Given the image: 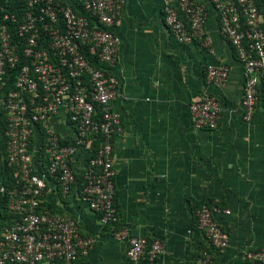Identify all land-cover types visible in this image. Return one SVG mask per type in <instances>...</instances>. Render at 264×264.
Masks as SVG:
<instances>
[{"label": "built area", "instance_id": "2783aa9c", "mask_svg": "<svg viewBox=\"0 0 264 264\" xmlns=\"http://www.w3.org/2000/svg\"><path fill=\"white\" fill-rule=\"evenodd\" d=\"M169 33L180 43L198 42L211 51L205 31L207 6L195 0H161ZM218 31L243 67L242 120L253 119L264 99V0H206ZM0 6V182L9 220L0 221V264H87L93 241L78 232L75 220L47 209L50 182L62 195L76 191L113 236L126 243L136 264L163 255L159 241L134 236L119 225L115 206L114 140L123 133L113 101L122 0H78L82 15L63 0H7ZM226 65H209L205 83L222 89ZM221 105L202 93L189 104L197 129H216ZM86 151L82 170L74 157ZM1 171V169H0ZM80 175L79 179L77 176ZM230 210L201 205L196 227L208 246L224 250L229 236L217 216ZM245 264H264V250L247 249ZM199 264H212L207 252Z\"/></svg>", "mask_w": 264, "mask_h": 264}, {"label": "crops", "instance_id": "0c3cea01", "mask_svg": "<svg viewBox=\"0 0 264 264\" xmlns=\"http://www.w3.org/2000/svg\"><path fill=\"white\" fill-rule=\"evenodd\" d=\"M122 1L112 29L121 41L113 109L124 130L114 140L115 206L120 226L164 247L154 262L144 256L136 264H199L204 252L212 264H245L247 249L264 250V99L244 122L243 67L206 0L195 1L207 6L211 51L169 33L161 0ZM209 65L228 66L224 88L205 83ZM202 93L221 105L212 131L195 128L190 116L191 100ZM85 157L83 150L74 157L77 172ZM207 200L231 212L216 217L230 240L224 250L210 248L196 227V213ZM44 201L93 241L83 262L130 264L126 243L100 224L75 190L64 196L50 182Z\"/></svg>", "mask_w": 264, "mask_h": 264}, {"label": "trees", "instance_id": "16d2710c", "mask_svg": "<svg viewBox=\"0 0 264 264\" xmlns=\"http://www.w3.org/2000/svg\"><path fill=\"white\" fill-rule=\"evenodd\" d=\"M69 4L72 5L73 9L75 10V12L82 14V15H87L84 10L82 9V7H80L78 0H63ZM7 0H0V6H4L5 8L7 5ZM89 16V15H87ZM2 23V13H0V24ZM1 171H0V182L7 177V169L3 168V166L0 167ZM80 175L77 176V178L79 179ZM5 203H6V198L1 197L0 196V221L1 224H5L6 222H8L9 220V215L7 213L6 207H5ZM204 204L208 205V206H212V202L210 200L204 201Z\"/></svg>", "mask_w": 264, "mask_h": 264}]
</instances>
